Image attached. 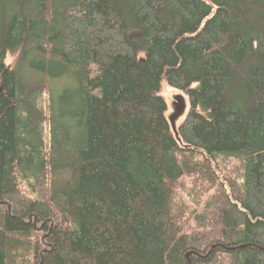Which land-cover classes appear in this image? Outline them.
<instances>
[{"label": "trees", "instance_id": "1", "mask_svg": "<svg viewBox=\"0 0 264 264\" xmlns=\"http://www.w3.org/2000/svg\"><path fill=\"white\" fill-rule=\"evenodd\" d=\"M0 264H264V0H0Z\"/></svg>", "mask_w": 264, "mask_h": 264}, {"label": "rangeland", "instance_id": "2", "mask_svg": "<svg viewBox=\"0 0 264 264\" xmlns=\"http://www.w3.org/2000/svg\"><path fill=\"white\" fill-rule=\"evenodd\" d=\"M159 95L167 103V120L170 124L172 135L181 141L179 129L185 119L191 114L193 106L187 91L177 90L170 87L166 82L162 83ZM201 113V111L199 110Z\"/></svg>", "mask_w": 264, "mask_h": 264}, {"label": "water", "instance_id": "3", "mask_svg": "<svg viewBox=\"0 0 264 264\" xmlns=\"http://www.w3.org/2000/svg\"><path fill=\"white\" fill-rule=\"evenodd\" d=\"M215 249V247L210 251V253L213 251ZM190 255H188V257H189Z\"/></svg>", "mask_w": 264, "mask_h": 264}]
</instances>
